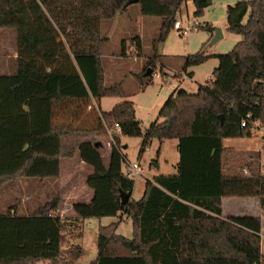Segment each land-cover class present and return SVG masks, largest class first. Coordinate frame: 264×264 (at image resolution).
I'll return each instance as SVG.
<instances>
[{
    "label": "trees",
    "instance_id": "obj_1",
    "mask_svg": "<svg viewBox=\"0 0 264 264\" xmlns=\"http://www.w3.org/2000/svg\"><path fill=\"white\" fill-rule=\"evenodd\" d=\"M192 1L195 16L212 4ZM185 2L138 0L143 16L162 20L156 50L174 29ZM130 4L0 0V28L17 30L18 54L17 72L0 74V189L18 178L59 179L61 158L79 153L93 167L86 183L94 193L89 202L74 204L76 218L54 214L60 194L28 215L12 207L0 212V264H73L83 250L75 245L68 258L63 256L66 228L80 218L119 213L131 221L133 237L118 234L117 222L100 225L94 264H262L263 219L223 217L222 200L257 198L264 211L259 153L245 157L224 146L226 138H252L253 121L264 124V0L228 6V30L242 39L231 51L214 55L219 65L207 85H200L196 93L175 90L145 133L132 101L124 100L109 111L99 107L102 98H127L122 81L105 84L101 53L108 40L102 34L103 21L113 20ZM130 46L141 55L139 36L131 38ZM121 48V56H127L126 39ZM209 58L201 52L189 55L185 68ZM67 104L75 107L69 111V122L63 111ZM248 115L251 118L242 126ZM83 117L90 118L85 125L73 124ZM99 136L112 140L108 165ZM124 136L143 137L144 148L152 139H177L180 154L176 174L146 180L143 196L126 204L120 191L132 195L134 179L122 168Z\"/></svg>",
    "mask_w": 264,
    "mask_h": 264
},
{
    "label": "rangeland",
    "instance_id": "obj_2",
    "mask_svg": "<svg viewBox=\"0 0 264 264\" xmlns=\"http://www.w3.org/2000/svg\"><path fill=\"white\" fill-rule=\"evenodd\" d=\"M241 0H212L211 6L207 7L201 16H195V6L192 0H186L177 14L176 20L186 23L197 22L200 28L192 31L188 36H181L173 29L165 42L159 43L157 50L154 48V40L159 35L162 20L157 16H143L139 14L138 6L130 4L129 12L116 20L103 21L102 34H108L109 43L102 48L101 59L106 75L111 78H124L123 87L127 94L126 99L134 102L136 116L142 123V130L145 133L151 123L159 119V112L167 98L178 89H185L189 93H196L200 85H207L212 77L214 69L219 65V60L214 55L231 51L235 44L242 39V36L228 30L227 9L229 5ZM139 5V4H138ZM132 19H129V18ZM113 21V22H112ZM213 28L219 27L223 31V38L213 42L215 30H208L206 25ZM126 34L127 56H120L122 48V37ZM128 34V35H127ZM132 34L141 35L142 51L137 56L135 50L130 46ZM124 38V37H123ZM133 38V37H132ZM17 43V30L15 28H0V74L12 75L17 72L18 60L14 57ZM114 52L120 56L113 60L110 56ZM198 52L209 55L205 62L188 67V72H193L189 78L185 69L186 59L189 55ZM18 55V54H17ZM185 68V69H184ZM148 70H152L146 75ZM192 74V73H191ZM187 76V78H186ZM186 78V79H184ZM183 82H181V80ZM106 85H109L106 83ZM120 82V81H118ZM116 83V82H115ZM114 84V83H113ZM112 85V84H110ZM108 98L103 99L104 110L111 107ZM113 101V99H112ZM95 102V101H94ZM98 107V103H94ZM96 107V108H97ZM74 105L67 104L63 111H67L66 122L71 120L69 111ZM70 118V120H68ZM89 117H83L81 123L76 120L74 125H85ZM251 139V140H249ZM102 146L100 152L107 160L111 138L99 136ZM241 148L246 147L250 141L260 143L257 138H237ZM177 139H152L147 147H143V137L124 136L121 143L125 156L122 168L124 172L129 169V163H139L141 174H132L134 179V190L132 199L138 200L142 197L145 189V182L152 179L154 173H172L174 164L179 159L178 147H175ZM126 146V148H124ZM239 147V148H240ZM77 157L72 159L64 158L61 164L62 178H18L6 182L0 189V212L5 213L10 207L13 212L20 214H31L39 205L46 204L57 194H62V210L69 215L71 204L77 201L86 200L87 186L85 178L90 172L88 166L75 162ZM161 164V170L157 171L153 164ZM86 169V170H85ZM245 199L241 197H228L225 199V206L228 213L244 216L248 209L252 210L250 215H261L260 210L247 206L244 208ZM59 212H54L60 215ZM126 215L119 213L117 216L80 218L72 227L65 230V241L61 244L63 256L68 258L70 247L78 245L82 248V255L73 261V264H94L98 255V229L100 225H108L117 222L116 232L128 238L133 237V225L126 220ZM224 217V216H223ZM128 218V217H127ZM264 218V217H263ZM78 228V229H77ZM263 247V246H262ZM36 264H51L48 260H42ZM264 264V261L262 262Z\"/></svg>",
    "mask_w": 264,
    "mask_h": 264
},
{
    "label": "crops",
    "instance_id": "obj_3",
    "mask_svg": "<svg viewBox=\"0 0 264 264\" xmlns=\"http://www.w3.org/2000/svg\"><path fill=\"white\" fill-rule=\"evenodd\" d=\"M135 4H137V6H138V10H139V14H138V16H140V14H141V10H140V5H138V3H135ZM130 6V5H129ZM129 6L126 8V10L123 12V13H120L116 18H114L113 20H114V22L118 19H120V18H123V16L125 15V14H127L128 12H129ZM129 19H132L131 17L129 18ZM117 20V21H118ZM113 22V21H112ZM102 26H103V24H102ZM214 30H215V28H214ZM222 30V29H221ZM103 32V31H102ZM222 33H223V31H222ZM214 34H215V32H214ZM128 35V34H127ZM104 36V35H103ZM136 36H139L140 38H141V35H139V34H132L131 35V38L132 37H136ZM214 36V35H213ZM104 37H106L108 40H107V42L104 44V45H106V44H108L109 43V40H110V38H109V36H108V34L107 35H105ZM124 37V38H123ZM122 37V41L124 40V39H127L126 38V34H125V36H123ZM223 38V37H222ZM122 41H121V43H122ZM128 41V40H127ZM218 41V40H217ZM216 42V41H215ZM104 45H103V47H104ZM16 49V48H15ZM14 57L17 59V49L14 51ZM127 54H128V51H127ZM120 56H121V54H120ZM120 56L117 54V52H114L113 54H111V58L113 59V60H117L118 58H120ZM185 67V66H184ZM185 69V68H184ZM150 71H152V70H150ZM183 72H187L188 74H189V78H191V77H193V72H188V68L187 69H185ZM106 69H105V82L106 81H109L108 79H109V77L106 75ZM151 73V72H150ZM192 73V74H191ZM112 80H111V82H106V83H108L109 85L110 84H113V83H115V82H118V81H122V80H124V78H118V79H115V78H111ZM184 79H186V78H184ZM184 79H182L181 80V82H183V80ZM103 99L104 98H102L101 100H100V103H99V107L102 109V110H104V108H103V106H102V103H103ZM109 100H111V101H107V102H110V104L109 105H111L110 107V109L109 110H111L115 105H117V104H119V103H121L122 102V99H126V98H121V97H113V98H108ZM112 99H113V101H112ZM133 102V101H132ZM95 103V102H94ZM134 103V102H133ZM109 110H104V111H109ZM237 138H226L225 140H224V146L226 147V148H228V149H231L232 151H233V153L234 154H240V153H244V156L246 157L249 153H253V152H256V149L258 148V143L255 141V142H253V141H250L249 143H247V146L246 147H240V146H238L239 145V142H237V141H234V140H236ZM249 140H251V139H249ZM175 147H178V142L177 143H175ZM240 147V148H239ZM109 149V156H108V159L106 160L105 158H104V160H105V163L108 165L109 164V160H110V154H111V147H108ZM124 148H126V146H124ZM75 157H77L78 158V161H76L75 163L76 164H78L77 166H79V163L80 164H83L84 166H88L89 167V169H90V172H87L88 174H87V176H86V178L88 177V175L89 174H91L92 172H93V167H91L90 165H88L87 163H85L81 158H80V155H79V153H77L76 155H75ZM74 158V157H73ZM64 158H61V164H62V160H63ZM68 159H72V158H68ZM179 159H180V154H179ZM179 159L175 162V166H174V171L172 172V173H154V174H152V176H151V178H153L154 176H156V175H160V174H165V175H168V174H176L177 172H178V163H179ZM153 166L155 167V169L157 170V171H160L161 170V164H158V166H156V164H155V162H154V164H153ZM86 170V169H85ZM62 170H61V176H60V178H59V180L62 178ZM85 178V179H86ZM85 183H86V180H85ZM86 186H87V191H86V194L88 195V197L89 198H87L86 200H83V201H77V202H89L91 199H92V197H93V190L91 189V188H89L88 187V185H87V183H86ZM143 193H144V191H143ZM60 196H61V202H60V206H59V209L56 211V212H59L60 211V209H61V212H60V217H62V218H76V213H75V211L73 210V206H74V204L75 203H77V202H74L73 204H71V207H70V210H69V215L67 216V215H65L66 213L62 210V204H63V198H62V194H60ZM143 196V195H142ZM132 198V197H131ZM226 198H228V197H225V198H223V200H222V215L224 216V217H230V216H241V215H237V214H234V213H228V211L226 210V206H225V199ZM243 199H245V202H244V208L245 207H247V206H250L251 208H254V209H257V210H260L259 212H261V213H263V215H264V211H263V209L260 207V201H259V199H257V198H243ZM250 213H252V210L251 209H248L247 211H246V214L245 215H250ZM253 216H261V215H255V214H253ZM264 216H261V218L263 219V226H262V233H261V236H262V250H263V252H264V218H263Z\"/></svg>",
    "mask_w": 264,
    "mask_h": 264
},
{
    "label": "built area",
    "instance_id": "obj_4",
    "mask_svg": "<svg viewBox=\"0 0 264 264\" xmlns=\"http://www.w3.org/2000/svg\"><path fill=\"white\" fill-rule=\"evenodd\" d=\"M198 28H200L199 23L191 22L189 20L186 23L182 22L181 20H176L174 23V29L178 31L181 36H188L192 31L197 30ZM250 118L251 115H248L247 118L242 121V126H246L248 119ZM116 126L117 128L119 127L118 124H116ZM252 126V137L257 138L260 143V149L257 151L259 153V171L261 174H264V124L260 121H253ZM244 172L248 173V168H245ZM127 173L130 177H132L133 173L140 175L141 167L139 163H129V169L127 170ZM125 219L128 220L127 217H125Z\"/></svg>",
    "mask_w": 264,
    "mask_h": 264
},
{
    "label": "water",
    "instance_id": "obj_5",
    "mask_svg": "<svg viewBox=\"0 0 264 264\" xmlns=\"http://www.w3.org/2000/svg\"><path fill=\"white\" fill-rule=\"evenodd\" d=\"M137 2H138V0H130V3H137ZM222 37H223V33H222L221 28L216 27L215 28V34L213 37V42L221 39ZM150 72L152 73V71L148 70L147 73H150ZM220 118L223 121V116H220ZM99 145H100V143L97 144V146H99ZM131 197H132V195L130 193H126L122 190L120 191V198H121V201L123 204L129 203L131 200Z\"/></svg>",
    "mask_w": 264,
    "mask_h": 264
}]
</instances>
